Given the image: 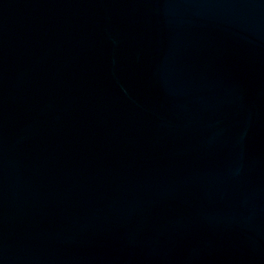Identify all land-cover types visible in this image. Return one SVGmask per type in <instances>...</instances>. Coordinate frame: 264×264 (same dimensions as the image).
<instances>
[{"label":"water","instance_id":"95a60500","mask_svg":"<svg viewBox=\"0 0 264 264\" xmlns=\"http://www.w3.org/2000/svg\"><path fill=\"white\" fill-rule=\"evenodd\" d=\"M0 264H264V0H0Z\"/></svg>","mask_w":264,"mask_h":264}]
</instances>
